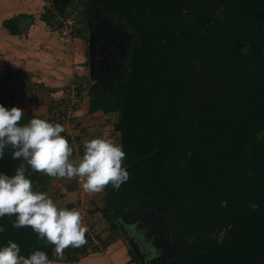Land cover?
Wrapping results in <instances>:
<instances>
[{
  "label": "trees",
  "instance_id": "16d2710c",
  "mask_svg": "<svg viewBox=\"0 0 264 264\" xmlns=\"http://www.w3.org/2000/svg\"><path fill=\"white\" fill-rule=\"evenodd\" d=\"M79 1L87 26L97 29L99 11L137 36L127 72L111 41L113 59L88 91L89 112L118 113L116 144L126 153L127 181L106 185L98 207L108 228L158 208L178 248L150 264H264V0ZM18 19L2 24L17 34ZM96 35L113 37L99 23ZM20 162L6 149L0 173L14 175ZM15 218L0 217V246L11 240L21 255L41 250L51 261L54 245L13 227ZM88 246L64 254L74 261Z\"/></svg>",
  "mask_w": 264,
  "mask_h": 264
},
{
  "label": "crops",
  "instance_id": "0c3cea01",
  "mask_svg": "<svg viewBox=\"0 0 264 264\" xmlns=\"http://www.w3.org/2000/svg\"><path fill=\"white\" fill-rule=\"evenodd\" d=\"M53 6L49 0H0V104L5 108L15 106L22 109L23 124H26L24 121L28 122L26 118H41L61 124L64 128L61 135L72 148L70 159H78L83 155L84 139L102 136L98 114L111 113L88 111L89 97L83 91L86 87L84 83L88 80L87 72L90 74L88 43L86 46L83 30H75L76 35L53 30L55 20L51 21L49 13L53 12ZM11 17H19L20 33L12 34L3 26V21ZM53 91L55 96L52 97L49 93ZM8 97L13 100L7 102ZM74 98H77V108L73 113L79 121L75 125L65 119L68 104ZM60 99L64 103H59ZM42 175L39 182L32 184L33 190L45 193L59 208L75 209L81 215L82 225L87 229L95 227L98 233L101 219L98 207L102 205L103 189L100 192H86L77 178ZM78 195L80 200H76ZM99 239L97 235L96 243H91L88 251L79 254L74 261L68 260L63 250L62 257L55 253L50 262L133 263L129 259V249L127 251L112 241L101 245Z\"/></svg>",
  "mask_w": 264,
  "mask_h": 264
},
{
  "label": "clouds",
  "instance_id": "9594fccd",
  "mask_svg": "<svg viewBox=\"0 0 264 264\" xmlns=\"http://www.w3.org/2000/svg\"><path fill=\"white\" fill-rule=\"evenodd\" d=\"M241 51L246 52V48ZM23 115L18 107L5 108L0 104V159L7 149L11 150L13 159L21 161L14 175L0 173V217L15 215L13 227L30 226L38 238L53 244L54 252L62 257L66 247H79L86 242L87 229L78 211L59 208L45 193L34 191L28 176L41 172L52 177L79 178L86 192H100L109 184L119 189L128 179V172L122 166L126 153L122 145L95 137L84 139L83 155L70 159L72 148L61 135L64 132L61 124L32 118L21 125L18 122ZM3 231L0 226V232ZM0 264L51 262L41 250L27 257L21 255L19 246L10 240L0 246Z\"/></svg>",
  "mask_w": 264,
  "mask_h": 264
},
{
  "label": "rangeland",
  "instance_id": "374dc122",
  "mask_svg": "<svg viewBox=\"0 0 264 264\" xmlns=\"http://www.w3.org/2000/svg\"><path fill=\"white\" fill-rule=\"evenodd\" d=\"M49 1H51L53 4H55L54 0H49ZM62 3L63 4L59 8L53 6L54 7V13L55 14L66 13V14L73 16L75 18L76 24L73 28L74 30H72L69 33L71 35H73V34H75L74 33L75 30H77V31L83 30L86 46L88 43L90 32L93 33L97 37L96 34L98 33V23H99V26L101 28L106 29L111 34H113L112 38H109L106 41H103L102 43H100L101 45H100L99 49L103 50L104 53H106L105 57L109 58L110 56L108 55L107 51L109 50V48L111 50V41H112L114 43V45L117 47V50L119 52L118 54L121 56V65L124 68V72L126 73L127 69H128V59H129L130 51H131L133 45L135 44V40L137 39V36L130 29H127V28L123 29L124 24L121 21H119L115 16H113L109 13H104L101 16L99 11H95V14L97 17V29L96 30H95V28L91 29V28H89V26H87V21L84 18V12H83V8H82V4L79 0H63ZM63 27H65V25L61 20L55 21L53 26H52L53 30H56L59 33H62V29H64ZM114 52H116V50ZM94 72L95 71H93L92 76H90V74L87 72V74H88L87 79L88 80L84 83V84H86V87L84 88L85 90H83V91H85L84 93L86 95H88L90 84L95 82L94 79H96V78L94 76L95 75ZM76 99L77 98H74L73 102L68 104L70 106L69 108H71V111H70L71 113H70V117L67 119L71 120V123L73 122L74 125H75V123L79 122L75 119L76 116L74 114L75 109L77 108V106H76L77 100ZM73 111H74V113H73ZM117 117H118V113H111V114H105V115L104 114H98V123L99 122L101 123L100 124V126H101L100 131L102 132V136H101L102 138L110 140L112 142L115 140H118V133L116 131H114V123L117 120ZM78 180L80 183H83V181L80 180L79 178H78ZM79 198H80L79 195L76 196V200H78ZM79 204H80V202H79ZM160 211L161 210L158 208L155 209L154 211L153 210H146V211L141 212L137 215L129 217L125 221L128 223L131 222V220L134 221L133 225L136 224L138 226L137 230H135L136 228L134 229V231H136V233H138L137 235H141L143 232L144 236H145V234L148 235V237H146V238H149V239L152 238L159 245H163V246L167 245L166 248H163V249H165L164 255H166V257L173 258V256L175 255L176 249L178 248V242H177L176 236L174 234H171L170 232H165V230L163 229L164 227L162 225L161 216L159 214ZM99 220H100V222H98V233H102V232L104 233V231L107 233V234L104 233L101 239H103V241L107 240L108 243L110 241H112L113 243L115 242L120 247H122V246L125 247L128 251V249H130V247H129L128 241L126 240V236L124 235L123 231L121 229H118L116 231H111L108 228L106 222H104V220L102 218ZM125 221L124 220L122 221L121 226H122L123 222H125ZM138 228H139V230H138ZM162 239H163V241L165 240L163 243H162ZM103 241L102 242L98 241V242L101 243V245H102ZM149 241L152 244V241L151 240H149ZM129 259H131L130 254H129ZM131 264H135V262H133Z\"/></svg>",
  "mask_w": 264,
  "mask_h": 264
},
{
  "label": "flooded vegetation",
  "instance_id": "af4514ba",
  "mask_svg": "<svg viewBox=\"0 0 264 264\" xmlns=\"http://www.w3.org/2000/svg\"><path fill=\"white\" fill-rule=\"evenodd\" d=\"M89 28L92 29V27L89 25ZM107 39L105 38V40L103 39V37H99L98 35L95 39V45H96V49H95V53H94V58H95V62H94V71L96 72V70L98 68H103L105 65H107L113 58L111 56V50L109 48V50L107 51L108 55L110 56L109 58L105 57V54L103 50H100V43H102L103 41H106ZM116 47V46H115ZM117 49V47H116ZM94 72V76L95 78H97L98 76H96V73ZM96 80V79H94ZM125 221V220H124ZM132 222V223H131ZM131 222H123L122 224V231L124 233V235L126 236H134L135 240L138 242V246L141 249L142 255L144 256V261L142 264H150V262H152L155 259H163L164 257H166L165 254V249L167 245L163 246V245H159L155 240H153L152 238H146L148 237V235L145 234V236L143 235V232L141 235H137L138 233H136L135 230H137V225H133L134 221L131 220ZM131 223V224H130ZM128 227V228H127ZM139 230V228H138ZM139 232V231H138ZM126 237V240L127 238ZM153 237V236H152ZM152 241L151 242L149 241ZM165 241V240H164ZM162 239V243L164 242ZM162 246V247H161ZM137 257V255H136ZM138 258V257H137ZM139 259V258H138ZM149 259V261H147Z\"/></svg>",
  "mask_w": 264,
  "mask_h": 264
},
{
  "label": "built area",
  "instance_id": "2783aa9c",
  "mask_svg": "<svg viewBox=\"0 0 264 264\" xmlns=\"http://www.w3.org/2000/svg\"><path fill=\"white\" fill-rule=\"evenodd\" d=\"M54 15H55L54 16V20L55 21L61 20L64 23L65 27H63L64 29H62V31L64 33H69L72 30H74L73 28H74V26L76 24V21H75V18L73 16H70V15H68L66 13H60V14H54ZM49 95L53 97V96H55V92L54 91L53 92H50ZM11 100H13V99L10 98V97H8L6 99L7 102L8 101H11ZM58 102L59 103H64V102H61V99ZM69 107L70 106L68 105V110H66L67 111L66 112L67 114H66L65 119H67V118L70 117L71 108H69ZM53 112H55V111H53ZM77 180H78V178H77ZM85 234H86V242H87L88 245H90L91 243H96V241H97V233H96V230H95L94 227H91V228L87 229V231L85 232Z\"/></svg>",
  "mask_w": 264,
  "mask_h": 264
},
{
  "label": "water",
  "instance_id": "95a60500",
  "mask_svg": "<svg viewBox=\"0 0 264 264\" xmlns=\"http://www.w3.org/2000/svg\"><path fill=\"white\" fill-rule=\"evenodd\" d=\"M95 39H96V36L90 32L89 39H88V55H89L90 76H92L93 71H94L93 70L94 69V62H95L94 53H95V49H96ZM124 220H127V219L125 218ZM126 237H128V236L126 235ZM127 241H128L130 249L139 258V261L141 263L145 262L144 256L142 255L141 249L139 248L138 242L135 240L134 236H129L127 238ZM147 261H149V259Z\"/></svg>",
  "mask_w": 264,
  "mask_h": 264
}]
</instances>
